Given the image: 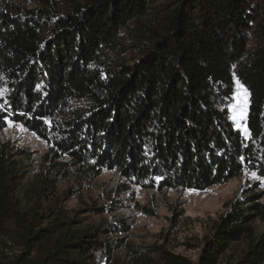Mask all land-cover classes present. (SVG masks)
<instances>
[{"label": "trees", "instance_id": "1", "mask_svg": "<svg viewBox=\"0 0 264 264\" xmlns=\"http://www.w3.org/2000/svg\"><path fill=\"white\" fill-rule=\"evenodd\" d=\"M36 1L34 9L0 7V133L21 123L52 145L49 166L115 170L128 182L121 191H201L246 170L264 177V0ZM131 48L139 60L128 64ZM237 80L250 94L249 137L230 116ZM24 157L0 144V230L13 223L27 249L12 264H113L129 244L123 220L40 228L41 215L19 210ZM257 219L264 225V201L247 187L197 259L159 246L130 254L135 264H218L244 241L234 264H263Z\"/></svg>", "mask_w": 264, "mask_h": 264}, {"label": "rangeland", "instance_id": "2", "mask_svg": "<svg viewBox=\"0 0 264 264\" xmlns=\"http://www.w3.org/2000/svg\"><path fill=\"white\" fill-rule=\"evenodd\" d=\"M78 1L86 3L89 0ZM177 1L162 0L173 6ZM0 7L34 9L38 3L36 0H0ZM140 20L147 23L145 19ZM125 39L132 40L127 36ZM130 42L132 44L133 41ZM122 60L128 64L135 63L139 55L131 48ZM237 92L236 87L232 97ZM234 102L232 99L230 104ZM232 115L230 110L231 118ZM241 124L247 127V115L246 121H241ZM3 143L9 145L14 153L21 150L30 153V157H24L18 164L15 199L19 202V210L29 214L37 212L43 217L40 228L70 222V227L91 230L117 225L120 220L127 224V231L121 236L126 237L128 247L113 252V264H135L131 249L151 246L195 260L207 239L213 236L219 218L227 213L247 187L260 192L264 201V177L253 171L246 170L228 182L201 191L180 188L159 190L137 184H128L129 189L121 191L128 182L115 170L105 168L95 176L72 166L66 170L63 166L57 169L49 166L47 160L52 145L21 123H8V127L0 133V144ZM57 161L65 160L60 158ZM253 225L257 232L263 230L264 225L258 219ZM1 231L0 264H12L27 249L20 243L13 223L8 224L6 231ZM116 237L111 236L112 239ZM244 247V241L233 244L218 264H234L241 258Z\"/></svg>", "mask_w": 264, "mask_h": 264}, {"label": "snow or ice", "instance_id": "3", "mask_svg": "<svg viewBox=\"0 0 264 264\" xmlns=\"http://www.w3.org/2000/svg\"><path fill=\"white\" fill-rule=\"evenodd\" d=\"M236 83L238 92L237 95L232 98L235 102L230 104L229 107L230 110L233 112L232 119L235 122L236 127L243 131L246 137H249L250 131L247 129V127L241 124V121H246L247 110L250 103V94L248 93V90L244 88V86L241 85L238 80ZM8 123L9 125L12 124L11 121H8Z\"/></svg>", "mask_w": 264, "mask_h": 264}]
</instances>
